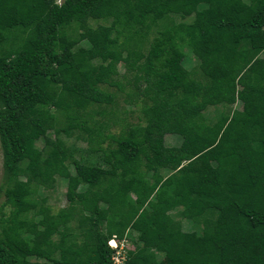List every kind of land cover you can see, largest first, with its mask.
I'll return each instance as SVG.
<instances>
[{
  "label": "trees",
  "instance_id": "trees-1",
  "mask_svg": "<svg viewBox=\"0 0 264 264\" xmlns=\"http://www.w3.org/2000/svg\"><path fill=\"white\" fill-rule=\"evenodd\" d=\"M263 52L264 0H0V264H264Z\"/></svg>",
  "mask_w": 264,
  "mask_h": 264
},
{
  "label": "rangeland",
  "instance_id": "rangeland-1",
  "mask_svg": "<svg viewBox=\"0 0 264 264\" xmlns=\"http://www.w3.org/2000/svg\"><path fill=\"white\" fill-rule=\"evenodd\" d=\"M62 0H57L58 3H60ZM189 20V18H187ZM176 21H180L181 19H175ZM184 47L182 49L183 53H185L186 55V59L184 61V64L186 66V68L191 69L192 67H194L196 65V60L191 56L192 51L190 49V47H188L187 45H183ZM264 56V52L262 54ZM124 73V67H123V63H120L118 65L117 68V76H119L118 80H120L121 83L124 84L125 87V91L121 92L118 94L117 96V104L112 107L114 109H119L121 110H125V113L123 114V117L125 118V120L129 123L135 124L138 121H140V116H141V107L143 105V103L141 101L139 102H134V103H128L127 100H125V92L128 91L127 88H129L127 86V83L125 81V78L121 77V75ZM127 78L129 76H131V74L128 72L127 73ZM199 77V75H198ZM108 90L110 91H115L116 88H108ZM237 106L236 102H234L232 104V107ZM109 107V109H110ZM210 111V112H209ZM208 112L214 116L217 112V108L215 107H210L208 109ZM95 118L98 120H102L103 118L101 116L95 115ZM120 126L119 125H112L110 126V131L112 132H117L119 130ZM181 142V138L178 135L175 134H166L165 135V143L168 146H177L179 145V143ZM67 143L73 145V152L75 155L76 159L81 160L83 163H86L87 165L91 164V165H98V163L101 162V153L100 152H92L89 150L87 143L80 139H76L75 137H69L67 139ZM41 142L38 139L36 141V145H40ZM106 145V143H103L102 146L104 147ZM1 174H2V153H1V148H0V178H1ZM59 183L57 184V187L55 189L51 188L48 191H42L40 194L42 196L46 195L48 196V204L50 205V207L52 208L53 211H57L60 207H63L66 205L67 201L65 198V188H66V184L63 180H59ZM53 189V190H52ZM3 196L0 195V217L3 216L4 214L8 213V206H3L2 202H3ZM173 216L175 219H178V217L176 216V214H174V212H172ZM181 223L183 226L184 230H193L195 229V225H193L190 221H188L187 219H181ZM127 238V237H126ZM126 238H123V243L126 246L127 245L130 247V241L127 238L128 241H126ZM125 240V241H124ZM113 244V243H112ZM162 257V256H161ZM164 259L162 260V263H164Z\"/></svg>",
  "mask_w": 264,
  "mask_h": 264
},
{
  "label": "built area",
  "instance_id": "built-area-1",
  "mask_svg": "<svg viewBox=\"0 0 264 264\" xmlns=\"http://www.w3.org/2000/svg\"><path fill=\"white\" fill-rule=\"evenodd\" d=\"M125 241V240H124ZM113 243V244H112ZM109 245L115 249V252L112 256V259L114 261L115 264H121L124 260V243H123V239L118 243L117 240H115L114 238L113 239H110L109 240Z\"/></svg>",
  "mask_w": 264,
  "mask_h": 264
}]
</instances>
